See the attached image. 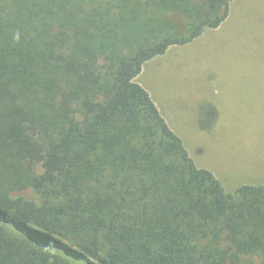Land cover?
Listing matches in <instances>:
<instances>
[{"label": "trees", "instance_id": "16d2710c", "mask_svg": "<svg viewBox=\"0 0 264 264\" xmlns=\"http://www.w3.org/2000/svg\"><path fill=\"white\" fill-rule=\"evenodd\" d=\"M229 5L0 0V264H264V186L226 192L135 80Z\"/></svg>", "mask_w": 264, "mask_h": 264}, {"label": "rangeland", "instance_id": "374dc122", "mask_svg": "<svg viewBox=\"0 0 264 264\" xmlns=\"http://www.w3.org/2000/svg\"><path fill=\"white\" fill-rule=\"evenodd\" d=\"M208 31L145 62L135 80L226 192L264 186V0H238L225 26ZM201 100L218 110L208 129L198 124Z\"/></svg>", "mask_w": 264, "mask_h": 264}, {"label": "crops", "instance_id": "0c3cea01", "mask_svg": "<svg viewBox=\"0 0 264 264\" xmlns=\"http://www.w3.org/2000/svg\"><path fill=\"white\" fill-rule=\"evenodd\" d=\"M237 3H238V0H230V5H229V13H228V16H227V18L217 27V28H214V29H217V30H221L224 26H225V24H226V22L232 17V15H234V10L236 9V5H237ZM207 30V29H206ZM208 30H210V29H208ZM203 31L202 32V34L199 36V37H201V36H204L205 35V33H208L209 31ZM199 37H197V38H199ZM196 38V39H197ZM195 40V39H194ZM191 42H193V41H191ZM168 50V49H167ZM150 95V94H149ZM154 101V100H153ZM204 102H208V103H211V104H213L212 102H210V101H204V100H201L200 101V105L202 104V103H204ZM156 104V103H155ZM198 104V105H199ZM200 105H199V107H200ZM214 106H215V104H213ZM216 107V106H215ZM220 109V108H219ZM216 110H217V107H216ZM217 113H218V110H217Z\"/></svg>", "mask_w": 264, "mask_h": 264}]
</instances>
